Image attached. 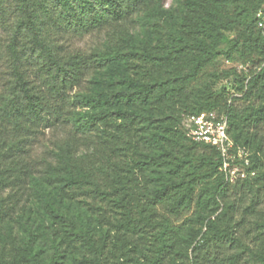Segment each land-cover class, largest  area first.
Returning a JSON list of instances; mask_svg holds the SVG:
<instances>
[{
	"label": "trees",
	"instance_id": "obj_1",
	"mask_svg": "<svg viewBox=\"0 0 264 264\" xmlns=\"http://www.w3.org/2000/svg\"><path fill=\"white\" fill-rule=\"evenodd\" d=\"M162 4L163 0L13 1L11 34L6 41L0 34V58L5 54L9 67L0 90V228L37 196L51 217L67 223L71 241L85 247L83 259L72 264H264V188H257L244 209L259 215L261 237L255 250L224 223L226 213L234 211L230 192L251 189L264 180V27L255 19L264 0H178L174 29L161 42L142 39L137 49L129 28L142 14L159 17L165 12ZM5 5L0 0V27ZM95 30L105 35L88 50L66 44L69 36ZM226 31L232 32L230 38ZM223 41L228 61L250 67L241 75L233 68L224 72L234 76L242 95L230 94L225 86L213 88L215 73L208 74L212 85L206 82L194 92L192 83ZM124 42L134 48L131 56L140 72L122 75L111 91L82 96L80 103L90 108L68 109L65 119L61 105L54 106L61 128L51 146L34 155L30 135L46 119L49 101L68 103L69 93L87 76L117 62ZM175 65L185 69L160 77ZM28 71L39 83L30 80ZM250 97L255 102L237 103ZM138 107L156 113L175 109L176 114L153 125L159 120L146 118ZM202 111L226 115L229 136L247 151L243 178L229 182L220 169L218 150L191 140L181 128L184 116ZM163 166L169 174L166 182L151 185L142 180L144 173ZM43 185L58 197L82 199L107 219L110 212L120 214L114 227L121 237L77 231L49 201ZM193 204L189 217L172 222ZM218 208L221 213L214 216ZM190 223L205 229L191 231ZM32 239L29 234L23 247L26 264H37ZM45 264H63L61 255L53 251Z\"/></svg>",
	"mask_w": 264,
	"mask_h": 264
},
{
	"label": "rangeland",
	"instance_id": "obj_2",
	"mask_svg": "<svg viewBox=\"0 0 264 264\" xmlns=\"http://www.w3.org/2000/svg\"><path fill=\"white\" fill-rule=\"evenodd\" d=\"M14 0H5V21L0 27V34L3 40L6 41L11 34V24L15 17V11L13 8ZM178 0H163L162 8L165 10L159 17L151 18L145 14L136 18L133 25L129 28V34L135 39V46L137 49L140 47L142 39L148 40L151 44L163 41L169 30L174 29L176 22L178 21ZM226 36L230 38L232 36L231 31L225 32ZM103 32L98 30L91 31L90 33L81 36H69L66 38V44L69 48H78L80 50H88L94 44L99 43L104 36ZM226 41H223L216 47L217 54L213 60L206 64L199 73L197 80L192 83L194 92L204 86L212 85L211 78L208 74H217L215 78V84L213 88L217 89L221 86H225L230 94L235 96H241L242 92L236 89L234 83V76H224V72L230 68H233L237 74L241 75L243 72H247L250 67L242 66L238 62L228 61L224 54L226 48ZM122 56L111 65L109 68L100 69L89 76H87L79 86L75 87L70 93L69 98L66 99L68 103L61 100H50L44 116L46 119L40 122L34 131L31 133L30 144L33 149L34 155H41L42 150L51 146L52 137L61 128V117L55 119L56 115L53 114L52 108L54 106L61 105V113L65 119L68 115L67 110H87L90 105L83 106L79 100L82 96H88L96 94L100 91H111L117 87V83L122 75L133 76L137 72H140L138 68V61L132 55L131 52L134 48L130 45L121 43ZM8 62L5 54L0 58V90L3 87L4 80L8 74ZM185 68L181 65H175L168 68L163 72L160 77L171 76L180 73ZM29 78L35 84L39 83V80L28 71ZM159 76V75H158ZM255 102L254 97H250L248 100H238L237 103L241 105H247L248 103ZM64 103V104H63ZM69 104V105H67ZM137 108V107H136ZM146 118H154L159 121L154 122L153 125L160 122L167 121L165 116L175 115V109L162 111L156 113L150 108L138 107ZM238 146V145H237ZM169 174L166 172V167H157L156 172H148L142 175V180L147 181L151 185H159L166 182ZM43 188L48 193L49 201L54 205L56 210L63 215L70 218L77 231L88 232L92 234H108L109 238L114 239L116 234L121 237V234L115 230L114 224L120 219L121 215L115 212H110V216H104L100 213L96 214L94 209L89 206L82 199L70 200L63 197L54 195V191L46 185ZM257 188H264V180L257 185H254L251 189L244 187L242 190H232L230 192L229 200L233 205V212L226 213V219L224 223L229 224L235 234L248 245L252 250L258 247L260 242V227L259 215L255 213L245 212L244 209L248 207L252 200L255 198ZM260 196L263 197L260 208H264V196L260 191ZM159 208L160 213H165L164 209ZM195 205L193 204L190 211L186 214L179 216L177 219L172 218L173 223H181L185 218L189 217ZM221 213V208L216 209L213 215ZM258 222V223H257ZM191 231L201 228L205 229L200 223H190ZM219 227L224 225L219 221L217 223ZM69 227L66 222H59L51 217L45 210L43 204L37 196H31L28 204L19 211V214L15 219L8 223L3 224L0 228V264H26L23 260L24 244L28 239V235L33 236L32 247L33 253L37 260V264H45L51 256L53 251H56L61 255V261L63 264H72L74 261H80L86 255L85 247L80 243L72 242L69 238ZM129 245L133 244V241H129ZM190 253V249H188Z\"/></svg>",
	"mask_w": 264,
	"mask_h": 264
},
{
	"label": "built area",
	"instance_id": "obj_3",
	"mask_svg": "<svg viewBox=\"0 0 264 264\" xmlns=\"http://www.w3.org/2000/svg\"><path fill=\"white\" fill-rule=\"evenodd\" d=\"M258 27H264V4L255 12ZM181 128L188 137L197 142L215 147L221 157L220 169L229 182L243 178L248 164L247 151L237 146L228 134L227 117L216 111H202L189 114L181 119ZM241 160L238 162L237 160ZM254 174L253 171L250 172Z\"/></svg>",
	"mask_w": 264,
	"mask_h": 264
}]
</instances>
